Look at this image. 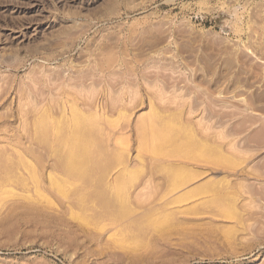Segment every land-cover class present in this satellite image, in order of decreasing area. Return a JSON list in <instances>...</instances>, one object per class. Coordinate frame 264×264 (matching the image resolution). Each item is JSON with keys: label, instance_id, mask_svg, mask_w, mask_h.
Masks as SVG:
<instances>
[{"label": "rangeland", "instance_id": "rangeland-1", "mask_svg": "<svg viewBox=\"0 0 264 264\" xmlns=\"http://www.w3.org/2000/svg\"><path fill=\"white\" fill-rule=\"evenodd\" d=\"M0 150V264H264V0H0Z\"/></svg>", "mask_w": 264, "mask_h": 264}, {"label": "bare ground", "instance_id": "bare-ground-1", "mask_svg": "<svg viewBox=\"0 0 264 264\" xmlns=\"http://www.w3.org/2000/svg\"><path fill=\"white\" fill-rule=\"evenodd\" d=\"M68 123V122H67ZM91 123V122H90ZM91 125V124H90ZM42 126V125H41ZM44 126V125H43ZM41 129L38 130V135H37V140L41 143L46 144V134H48V128L47 127H43ZM93 126V125H92ZM94 128V127H93ZM164 129V127H163ZM54 130V129H53ZM151 130V129H149ZM153 130V127H152ZM168 130V129H167ZM167 130H163V131H156V136H158L159 138H161V140L163 139H168L170 136V133H167ZM172 130V128H171ZM94 131V130H93ZM174 131V130H173ZM172 131V133H173ZM150 132V131H149ZM171 132V131H170ZM52 133V132H51ZM55 133V131H54ZM57 134V138L55 139V141H57V143L59 144V146H62V151H60L59 153H61L59 156L57 154V159L54 161L55 163L52 165V167H55V170H59V173L63 176L65 175V179H61L62 181H54L56 179V177L53 178L52 182L54 181L57 185H58V189L63 190L66 182L70 183V180H74L73 183L76 182L79 183L81 180L82 183L89 185V182L91 180H93L94 175L96 174V168L99 167L98 164L99 160L97 161V153H96V144L94 142V138L92 139L93 132H92V128L90 126L87 125H83L82 122H80L79 120H76L75 122H73L72 124L67 125V127H65V129H58V131L55 133ZM152 136V135H151ZM154 136V134H153ZM174 138V137H173ZM52 139V138H51ZM53 140V139H52ZM51 140V141H52ZM50 141V140H49ZM36 142V141H35ZM52 144V142H50ZM56 143V144H57ZM38 144V143H37ZM55 144V143H54ZM55 144V145H56ZM57 144V145H58ZM49 146V145H48ZM58 147V146H56ZM98 147V146H97ZM50 149V148H49ZM100 149V148H99ZM102 149V148H101ZM36 150V149H35ZM221 150V148H220ZM33 151V150H32ZM223 152V151H222ZM19 153V152H18ZM58 153V154H59ZM38 154V152H37ZM49 154H53V153H49ZM100 154V153H99ZM33 156V161L28 160L25 156L20 155V157L18 159H20V162H22L24 165L28 166V169H30V174H31V179H34L36 182L40 181V169H41V163L40 160L38 158V156H35L36 153H32ZM40 155V154H39ZM43 155V154H42ZM105 155V154H104ZM107 156V155H106ZM51 157V156H49ZM54 157V156H52ZM56 157V156H55ZM103 157V156H102ZM220 157V156H219ZM99 158V157H98ZM105 158V156H104ZM112 158V157H111ZM9 159H12L10 157H8L6 155L5 152H3L2 150H0V176L3 173H11V170L13 169V167L15 166V164H13L12 162H8ZM41 159V158H40ZM106 159V158H105ZM54 160V159H53ZM103 160V159H101ZM109 160V159H108ZM220 160L222 161V159L220 158ZM17 162V160H16ZM105 162V161H104ZM222 163V162H220ZM18 165V164H17ZM25 166V167H26ZM40 167V169H39ZM217 167V166H216ZM101 168V167H100ZM213 169V168H212ZM218 169V168H217ZM98 170V169H97ZM6 175V174H5ZM8 175V174H7ZM97 176V175H95ZM61 178V177H60ZM95 178V177H94ZM3 179V178H2ZM17 180V179H15ZM33 180V181H34ZM43 179H41L42 182ZM57 180V179H56ZM76 180V181H75ZM79 182H78V181ZM96 180V179H95ZM7 181V180H5ZM94 181V180H93ZM92 181V182H93ZM1 182V181H0ZM4 182V181H3ZM13 182V181H12ZM91 182V184H92ZM10 183V182H9ZM15 183V182H14ZM31 183V182H30ZM80 183V184H82ZM94 183V182H93ZM3 184V183H1ZM33 184V183H32ZM38 184V183H36ZM74 184V185H76ZM78 184V186L80 185ZM13 185V183H12ZM23 185V184H22ZM35 185V184H34ZM52 185V184H51ZM73 185V184H72ZM83 185V184H82ZM214 185V184H213ZM212 185V186H213ZM218 185V184H215ZM221 185V184H220ZM228 185V184H227ZM1 186V185H0ZM26 186V185H25ZM41 186V185H40ZM67 186V185H66ZM78 186H76L78 188ZM87 186V187H88ZM28 187V186H27ZM55 187V185H54ZM53 187V188H54ZM57 187V186H56ZM70 187V186H69ZM72 187V186H71ZM81 187V186H80ZM84 187V186H82ZM86 187V185H85ZM217 188V187H216ZM41 189V188H40ZM67 187H65L64 191L66 192ZM81 189V188H80ZM42 190V189H41ZM53 190V189H52ZM57 190V188H56ZM78 190L79 189H75ZM77 191V192H78ZM82 191V190H81ZM81 191L79 193H77V196H82V195H78L81 194ZM119 192V191H118ZM216 192V191H215ZM64 193V192H63ZM72 194V193H70ZM75 194V191L74 193ZM42 195V193L40 194ZM84 195V194H83ZM68 196V195H67ZM221 196V195H220ZM84 198V196L80 197ZM79 199V198H78ZM79 199V200H80ZM81 201V200H80ZM101 203L105 205V203H109V201L107 199H103V197L101 198ZM223 204V203H222ZM214 205V204H213ZM212 205V206H213ZM219 205V204H218ZM217 205V206H218ZM224 205V204H223ZM216 207V205H214ZM213 206V207H214ZM214 207V209H215ZM213 209V210H214ZM227 210V209H226ZM212 211V210H211ZM215 212V211H214ZM219 213V212H218ZM222 214V213H221Z\"/></svg>", "mask_w": 264, "mask_h": 264}]
</instances>
